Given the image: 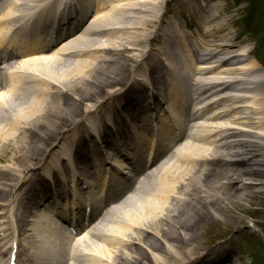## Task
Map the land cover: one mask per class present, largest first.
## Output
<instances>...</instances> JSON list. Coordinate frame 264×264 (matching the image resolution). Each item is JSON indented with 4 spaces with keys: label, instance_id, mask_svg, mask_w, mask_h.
<instances>
[{
    "label": "bare ground",
    "instance_id": "bare-ground-1",
    "mask_svg": "<svg viewBox=\"0 0 264 264\" xmlns=\"http://www.w3.org/2000/svg\"><path fill=\"white\" fill-rule=\"evenodd\" d=\"M43 1L0 0L1 201L11 193L5 206L9 212L0 214V229L26 238L33 231L32 249L47 264H248V252L239 242L244 236L251 237L246 232L251 228H247L246 219L255 217V226L264 232V222L257 218H264V208L258 216L248 208L264 206V80L255 79L262 76L263 69L250 57L247 47L228 59L215 60L222 48L235 40L230 23H218L223 11L213 8L202 13L205 32L221 34L209 44L191 33L186 36L180 20L157 26L162 11L159 0H92L96 7L91 25H83L82 17L71 21L75 18L72 16L71 26L59 23L52 33L44 35L38 30V41H25V22L36 19L33 12ZM65 2L55 0L50 10ZM93 6L84 10V17ZM149 27L153 28L150 33L146 32ZM76 29L79 32L66 40L65 36ZM154 34L159 41L157 56L146 62L151 51L147 54L143 46ZM50 47L54 51L49 55L45 51ZM200 48L216 54L203 62ZM164 50H169L167 72L163 71L165 63L160 55ZM144 53L147 57L142 56ZM128 59L135 63L142 59L147 70L137 68L134 84L127 92L111 96L114 89L108 86L109 98L100 95L102 83L112 85V70H124L113 83L124 79ZM180 63L189 71L194 69L193 74L187 76L177 69ZM183 90L186 99L181 96ZM235 92L238 94L232 95ZM135 94L141 97L138 102L133 99ZM149 95L152 100L147 101ZM115 102L120 105L109 106ZM181 107H187L182 119L165 110L172 109L177 115ZM108 109L113 115V128L120 135L117 139L126 141L120 147L131 142L128 156L132 161L118 160L127 175L138 168L136 160L147 156L153 146L144 150L149 144L145 147L132 141L133 132L122 127L125 117L130 121L126 127L136 123L137 133L147 134L141 128L153 125L155 113L161 112L159 121L166 118L164 125L168 128H159L157 149H161L162 161L152 166L148 176L141 174V186L131 190L130 196H122L109 209L103 206L90 234L69 244L64 262L59 250H65L67 243L54 230L65 219L64 212L71 211L79 220L83 204L97 206L93 196L104 189L106 176L124 174L117 168L110 172L109 167L103 180L86 183L90 189L85 193L80 190L85 187L83 178L75 167L74 171L69 169L74 165L73 157H77L86 164V169L79 172L83 176L91 168L88 147L104 155V149L110 146L115 134L105 117ZM228 116L234 120L226 122ZM236 125L241 129L232 127ZM5 163L7 166L2 167ZM72 173L78 177V188L68 180ZM98 173L102 175V171ZM78 194L81 198L77 201ZM211 222L219 226V232L228 227L220 233L230 236V246L222 244L200 253L202 243L198 242ZM240 231L241 236L236 237L234 233ZM4 242L1 263L6 260V252L12 253V244L9 246L7 239ZM17 263L22 264L20 259ZM251 264H264V249L262 257L256 256Z\"/></svg>",
    "mask_w": 264,
    "mask_h": 264
},
{
    "label": "rangeland",
    "instance_id": "rangeland-1",
    "mask_svg": "<svg viewBox=\"0 0 264 264\" xmlns=\"http://www.w3.org/2000/svg\"><path fill=\"white\" fill-rule=\"evenodd\" d=\"M159 3L160 4H158V6L162 11L160 17L161 21L157 23V26H159V23H163L165 25V22L167 21H168L167 25L169 22L170 24L173 25L174 22L176 21L175 19H177V21L180 20L181 28L184 29V33L186 36L189 35V33H191L192 35H195L198 39H200L201 41L207 44H209L208 43L209 40H217V38L220 37L221 34H219L218 32H213L210 34L205 32L204 18L202 16V13L205 10L210 11L213 8L221 9L223 11V14L221 15L220 17L221 19L218 23L219 24L230 23V27L232 31L231 37L235 39L231 46L225 48L226 49H233V48L242 49L243 47L249 48L251 50L250 57L254 58L257 61L259 67L263 69L262 77L264 78V0H159ZM124 4H127V2H124ZM147 18H149L148 20H153L149 16H147ZM182 20H184V23H182ZM92 21L93 20H91V22ZM152 30L153 28L149 27L148 29H146V32L150 33ZM155 34L149 37V39L146 40L147 43L143 46L144 52L147 53L151 51L148 57H147L148 53L147 54L144 53L142 55L143 57H147L145 59L146 62L149 61L150 59L152 60L156 58L157 56L156 52L158 51L157 45L159 44V41H158V37H156ZM206 35H209V37L206 38ZM164 52L165 50L163 51V53ZM163 56H167V55L163 54ZM141 61L142 59L138 62L136 61L135 63V61L128 59L126 63L127 71L124 74L125 77L124 79L117 81L116 84L113 83V80L114 79L119 80L124 70H118L117 68L115 70H112V72H114L113 73L114 77L110 76L112 78L110 81L112 85H116V86L104 85L102 83V87L100 86L101 87L100 95H102L103 97L109 96L108 95L109 88H107L108 86H111L114 89L109 93L110 95L112 93L119 92L129 87V85L133 83L132 80L135 76L134 73L137 70V68H139V66L143 68L144 66L146 67L147 65V64H142ZM118 66L121 67L120 64H118ZM183 70L186 72L189 71L188 68H183ZM215 74H212L211 76L208 77H212ZM258 77L261 76L258 75ZM255 79L259 80L260 78L259 79L255 78ZM261 89L264 90V87ZM263 95H264V91L261 96ZM222 107L223 110H225V108H227V105L224 104V106ZM183 111H184L183 109L182 110L180 109L179 113H182ZM232 120H234V118H232L231 116H228L225 119L226 122ZM232 127L235 128L238 127V129H241L239 125ZM45 155L46 154H43L42 158H44ZM248 208H253L255 211H257L258 214L256 216H258L261 215L259 213L262 212L264 206L252 205L251 207ZM116 215L118 214L116 213ZM257 218L260 221L264 222L263 217L258 216ZM255 219H256L255 217L247 218L246 219L247 228L249 226L251 228L246 229L247 231L244 229L241 230V231H246L248 235H250L251 237L244 236V238H241L239 241L241 242V244H243V246H245L246 252H248V256L246 258V263L248 264H251V262L253 261L255 263L256 256L262 257L263 249H264V232L262 233L261 230L255 226ZM205 227H206V231L204 238L201 242H198V245L199 243L200 244L202 243L199 247L198 252L206 254L207 250H212L214 248L220 247V245L222 244H226L227 246H230V242H228L230 236L220 233L222 231H225L228 228L227 226H224V228L222 227V229L220 228L221 230L220 232L218 229L219 226L214 224V222L208 223V225H206ZM106 229L109 230L111 229V227L107 226ZM241 234L242 232L234 233L236 237H240ZM23 240L24 239H22V241Z\"/></svg>",
    "mask_w": 264,
    "mask_h": 264
}]
</instances>
